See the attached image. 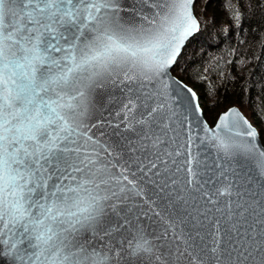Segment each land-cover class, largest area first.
<instances>
[{"label": "snow or ice", "instance_id": "obj_1", "mask_svg": "<svg viewBox=\"0 0 264 264\" xmlns=\"http://www.w3.org/2000/svg\"><path fill=\"white\" fill-rule=\"evenodd\" d=\"M193 2L132 0L136 22L119 0H0V264H264V146L235 108L209 127L171 76L200 30ZM109 80L125 84L126 130L155 150L139 171L163 165L179 185L166 207L183 213L166 226L118 209L140 195L135 177L82 130ZM189 199L203 206L191 220Z\"/></svg>", "mask_w": 264, "mask_h": 264}, {"label": "trees", "instance_id": "obj_2", "mask_svg": "<svg viewBox=\"0 0 264 264\" xmlns=\"http://www.w3.org/2000/svg\"><path fill=\"white\" fill-rule=\"evenodd\" d=\"M193 13L200 30L171 73L196 90L209 124L237 106L264 146V0H195Z\"/></svg>", "mask_w": 264, "mask_h": 264}, {"label": "water", "instance_id": "obj_3", "mask_svg": "<svg viewBox=\"0 0 264 264\" xmlns=\"http://www.w3.org/2000/svg\"><path fill=\"white\" fill-rule=\"evenodd\" d=\"M194 2L192 4L193 16ZM119 4L121 9L119 15L121 17L128 19L135 15L131 7L132 0H119ZM137 7L139 6L137 5ZM151 11L152 10H149L147 7L144 8V13L148 15H151ZM135 21L140 22L139 15H135ZM197 32L193 33L185 40L180 54L187 41ZM171 76L172 78L178 79L172 73ZM126 94L127 90L125 84L120 83L119 81L112 82L109 80L104 82L101 87L95 88L92 91L91 106L88 114L84 117V127L82 130L86 131L87 135L91 136L96 142V147L101 158L108 159L112 164L116 165L114 171H123L125 175L129 176V179H133V176L135 177V182L138 190L140 191V195H136L135 192H129L127 197L123 199L122 202L117 201L118 209H130L128 215L133 218L135 214L146 213V215L141 216V220L151 223L154 227L166 226L168 221L176 218V214L178 212L183 213V208H181L179 204L175 207H166L168 201L172 199L173 195H175L173 190L178 189L179 185H172L171 183H168V186L165 187V183H167L170 178L169 173L164 170L163 165H159L161 169L159 175H153L155 169H153L152 172L142 173L139 171V169L150 166V164L156 160L155 150L151 147H142V144H149L150 142L141 141L134 133L126 130L127 121L122 119L124 116V112L122 111V102ZM199 103H201L200 99ZM231 108L237 109L241 115L247 119L239 108L234 105L220 112L213 124H209L203 115L201 118L209 125V127H214L218 117ZM180 119L182 118L177 117V132H181V129L179 128ZM248 122L257 132V136L254 141L255 144L258 147L263 146L259 139L258 130L255 125L249 120ZM208 151L211 152L212 149L209 148ZM205 154L207 155V152ZM233 166L237 167L236 165ZM169 167H171V165ZM251 174L254 176L256 175L255 172H252ZM257 179L260 178L257 176ZM129 187H131V185H129ZM185 195L187 196V194ZM185 207H187V217L191 220L193 216L198 215V209H202L203 206L202 202H198L196 206L193 207L192 200L189 199V204ZM155 213H160V215H156ZM213 215L218 216L219 214L213 213ZM181 227V225L177 224V234H179V229ZM162 230L163 228L161 227V231ZM170 235L171 233L169 236ZM167 259L169 264H188L187 259L179 255H173Z\"/></svg>", "mask_w": 264, "mask_h": 264}, {"label": "rangeland", "instance_id": "obj_4", "mask_svg": "<svg viewBox=\"0 0 264 264\" xmlns=\"http://www.w3.org/2000/svg\"><path fill=\"white\" fill-rule=\"evenodd\" d=\"M194 6V5H193ZM195 16V15H194ZM232 106V105H231ZM228 107H230V106H228ZM228 107H226V108H228ZM225 108V109H226ZM225 109H223L222 111H224ZM222 111H220V112H222ZM220 112H216L215 114H214V116L212 117V123L211 124H213L214 123V121L216 120V118H217V116H218V114L220 113ZM243 114V113H242ZM256 127V126H255ZM256 129H257V127H256ZM258 130V129H257Z\"/></svg>", "mask_w": 264, "mask_h": 264}]
</instances>
